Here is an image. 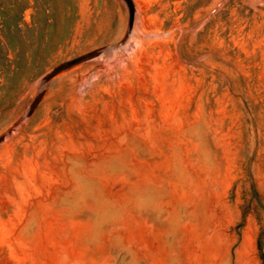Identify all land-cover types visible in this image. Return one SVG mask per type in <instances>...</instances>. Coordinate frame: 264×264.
Returning a JSON list of instances; mask_svg holds the SVG:
<instances>
[{"label":"rangeland","instance_id":"obj_1","mask_svg":"<svg viewBox=\"0 0 264 264\" xmlns=\"http://www.w3.org/2000/svg\"><path fill=\"white\" fill-rule=\"evenodd\" d=\"M132 2L0 0V264H264V0Z\"/></svg>","mask_w":264,"mask_h":264},{"label":"water","instance_id":"obj_2","mask_svg":"<svg viewBox=\"0 0 264 264\" xmlns=\"http://www.w3.org/2000/svg\"><path fill=\"white\" fill-rule=\"evenodd\" d=\"M127 9V13H128V29L132 28L133 25V18H134V9H133V4H132V0H121ZM126 36L120 41L121 44H124L126 42ZM118 43V44H120ZM117 44V45H118ZM120 46V45H119ZM97 52H93V53H88L84 56H80L77 58L72 59L71 61L65 62L63 64H60L59 66H57L56 68H54L47 76L46 78H52L54 75L58 74L59 72L70 68L73 65H76L78 63H82L88 59H90L91 57L95 56ZM40 96L42 97V95L40 94ZM40 97V100H41ZM38 102L36 103L35 100L34 102L30 105V107L28 108V115H30L33 111H32V107L35 109L37 106ZM33 109V110H34ZM4 139V136L0 138V142Z\"/></svg>","mask_w":264,"mask_h":264},{"label":"bare ground","instance_id":"obj_3","mask_svg":"<svg viewBox=\"0 0 264 264\" xmlns=\"http://www.w3.org/2000/svg\"><path fill=\"white\" fill-rule=\"evenodd\" d=\"M121 2H122V1H121ZM122 3H123V2H122ZM132 4H133V2H132ZM123 5H124V7H125V9H126V6H125L124 3H123ZM133 9H134L133 25H132V28H131V29H127V31H126V33H125L126 39L129 37V35H130L131 32L133 31V27H134V25H135L134 23H135V18H136V16H135V15H136V10H135L134 4H133ZM126 11H127V9H126ZM135 30H136V29H135ZM125 36H124V37H125ZM121 37H122V36H121ZM118 42H119V41H118ZM128 42H129V41H128ZM119 43H120V42H119ZM119 45H120V46H119ZM122 45H123V44H121V43L118 44V45L116 44V45L113 47L112 50H115V51L117 52V51L120 50V48L122 47ZM125 46H126V45H125ZM125 46H124V47H125ZM122 49H123V48H122ZM122 49H121V50H122ZM120 52H121V51H120ZM120 52H119V53H120ZM86 54H88V53H86ZM86 54H82V55H79V56L73 57V58H71V59H69V60H66V61L62 62V64L65 63V62L71 61V60L74 59V58H77V57H80V56H84V55H86ZM114 55H116V53H115ZM95 56L99 57V56H100V53L97 52V53L95 54ZM81 64H83V62H82V63H78V64H76V65H73V66H71V67H75V66H78V65H81ZM71 67H70V68H71ZM52 70H53V69H52ZM50 72H51V71H50ZM61 72H62V71H61ZM40 93H41V92H39V93L34 97V99L30 102L29 107H30V105L34 102V100H35L36 103L38 102V104H39V102H40V97H41V96H40ZM38 104H37V105H38ZM29 107H28V108H29ZM35 107H36V106H35ZM33 109H34V108L32 107V111H33ZM12 132H13V131H12ZM4 137H5V136H4Z\"/></svg>","mask_w":264,"mask_h":264},{"label":"trees","instance_id":"obj_4","mask_svg":"<svg viewBox=\"0 0 264 264\" xmlns=\"http://www.w3.org/2000/svg\"><path fill=\"white\" fill-rule=\"evenodd\" d=\"M261 256H262V259L264 260V256H263V254H262Z\"/></svg>","mask_w":264,"mask_h":264}]
</instances>
